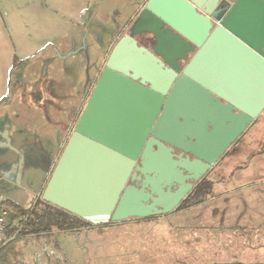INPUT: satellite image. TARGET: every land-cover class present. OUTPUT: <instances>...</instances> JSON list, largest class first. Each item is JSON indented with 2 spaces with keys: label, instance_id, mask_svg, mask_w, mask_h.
Here are the masks:
<instances>
[{
  "label": "water",
  "instance_id": "water-1",
  "mask_svg": "<svg viewBox=\"0 0 264 264\" xmlns=\"http://www.w3.org/2000/svg\"><path fill=\"white\" fill-rule=\"evenodd\" d=\"M226 59L248 61L252 78L264 77V0H146L111 49L59 159L80 210L43 201L93 225L174 211L264 108L263 94L243 89L240 67L221 81L213 63ZM204 60L210 65L197 71ZM180 92L182 104L206 114L172 113ZM191 118L233 128L191 130Z\"/></svg>",
  "mask_w": 264,
  "mask_h": 264
},
{
  "label": "crops",
  "instance_id": "crops-1",
  "mask_svg": "<svg viewBox=\"0 0 264 264\" xmlns=\"http://www.w3.org/2000/svg\"><path fill=\"white\" fill-rule=\"evenodd\" d=\"M145 2L0 0V102L10 97L6 104L0 106V112L11 105L15 89H22L27 77L41 76L48 70L54 75V67L59 62L69 64L76 58L75 55L79 56L76 51L81 50L83 44L86 46L85 41L81 43L82 40L93 38L94 33L100 35V29H103V43L98 45L96 39L95 43L92 40L95 49L101 50V63L97 62L100 65L94 77L89 78L78 92L79 95L67 93L55 104L57 111L65 118L62 121L59 119L64 145L57 157L58 161L111 49ZM86 60L89 63V58ZM15 62L22 64L11 76ZM205 65L209 66V61H202L196 70L204 71L202 68ZM213 66L222 72V82H230L231 68L240 67L243 72L239 76L243 79L241 84L245 92L254 89L258 98L264 95V77L255 73L252 78L248 61L217 60ZM182 99L184 95L180 92L175 98L172 113L195 116L206 114L203 106H186L181 103ZM1 114L0 130L8 127L7 117H1ZM263 114L264 108L202 177L213 175L215 179L208 180L213 183L210 194L201 203L181 211H172L164 217L127 218L119 222L98 224L90 229L28 238L19 242L23 247L16 252L21 258L18 264H85L97 250L91 246L93 242L94 247L105 257L107 254H115L121 259L132 257V264H160L159 260L162 264H264V170L247 173L245 170L256 159L262 160L264 148L261 152L256 150L252 153L247 164L234 166L233 171L221 173L216 168L219 161L235 156L231 153L237 141ZM178 121L184 123L182 118ZM212 122L214 125L210 122L204 125L203 119L191 118L187 127L191 130L225 131L233 128L228 120ZM3 148L0 144V153ZM174 153L177 154L176 151ZM62 236L74 242L68 251L63 250L57 240ZM33 241L39 247H32ZM4 245L0 247V257H4L7 262L0 261V264H9L8 255L4 253L7 247L3 249ZM24 258H28L29 262H25ZM123 263L128 264L125 260L119 264Z\"/></svg>",
  "mask_w": 264,
  "mask_h": 264
},
{
  "label": "rangeland",
  "instance_id": "rangeland-1",
  "mask_svg": "<svg viewBox=\"0 0 264 264\" xmlns=\"http://www.w3.org/2000/svg\"><path fill=\"white\" fill-rule=\"evenodd\" d=\"M100 31V35L94 33L93 38L82 40L81 43L85 41L86 46L83 44L82 49L76 51L79 56L75 55L76 58L72 59L69 64L59 62L54 67V75L48 70L44 75L27 77L22 89H15L11 105L6 106L0 112L1 117L8 119V127L0 130V144L4 147L3 152L0 153V202L9 200L22 208H28L34 200L43 201L45 195L59 206L80 210L71 199L68 181L61 179L60 176L63 169L61 167L66 165V162L63 161L62 164L59 160L57 161L64 145L63 133L59 130L61 125L59 119L62 121L65 118L57 111L55 104L67 93L79 95L78 92L84 88L89 78L94 77L101 63L99 61L101 50L95 49L92 40L95 43L96 39L98 45L103 43L105 34L102 33L103 29ZM86 58H89V63ZM98 61L100 63H97ZM17 85L18 81L15 88ZM66 133L65 130V135ZM262 148H264V114L241 140L237 141L231 153L235 156L226 161L227 158L219 161L216 168L221 173L233 171L234 166L242 167L245 163L247 164L252 153L256 150L261 152ZM66 161L69 163L71 160L66 159ZM245 170L246 173L247 171L264 170V157L262 160L258 158L251 162ZM53 177L54 180H52ZM203 179L208 181L215 178L212 175ZM57 240L63 250L68 251L74 246L73 240L66 236L57 238ZM19 242L22 241L5 249L4 253L8 255L9 264H18L21 259L16 253L23 247ZM32 243V247H39L36 242ZM91 244L97 250L92 254L93 258L86 260L85 264H119L121 260L132 264V257L121 259L115 254H107L105 257L97 247H94V242ZM24 260L29 262L28 258ZM136 262H139L138 259ZM159 262L162 264V261L159 260Z\"/></svg>",
  "mask_w": 264,
  "mask_h": 264
},
{
  "label": "trees",
  "instance_id": "trees-1",
  "mask_svg": "<svg viewBox=\"0 0 264 264\" xmlns=\"http://www.w3.org/2000/svg\"><path fill=\"white\" fill-rule=\"evenodd\" d=\"M21 64L18 62L13 64L11 76ZM9 98L3 99L0 106L6 104ZM212 184L210 181L201 179L174 211H181L201 203L204 198L209 196ZM2 204L9 210L8 227L4 239L0 242V247L5 244L3 249L28 238H39L54 233L75 232L95 226L39 199L34 200L28 208H22L9 200L2 201ZM0 261L1 263L7 262L4 257H0Z\"/></svg>",
  "mask_w": 264,
  "mask_h": 264
},
{
  "label": "built area",
  "instance_id": "built-area-1",
  "mask_svg": "<svg viewBox=\"0 0 264 264\" xmlns=\"http://www.w3.org/2000/svg\"><path fill=\"white\" fill-rule=\"evenodd\" d=\"M9 210L0 202V242L4 239L5 231L8 227Z\"/></svg>",
  "mask_w": 264,
  "mask_h": 264
},
{
  "label": "flooded vegetation",
  "instance_id": "flooded-vegetation-1",
  "mask_svg": "<svg viewBox=\"0 0 264 264\" xmlns=\"http://www.w3.org/2000/svg\"><path fill=\"white\" fill-rule=\"evenodd\" d=\"M177 152V151H176ZM178 153V152H177ZM130 180H131V178H129V180H128V184H129V182H130ZM132 184H134V185H138L139 183L136 181V180H134V181H132ZM194 186H195V184H194ZM179 187V185H173V187L172 188H178ZM194 188V187H193Z\"/></svg>",
  "mask_w": 264,
  "mask_h": 264
}]
</instances>
